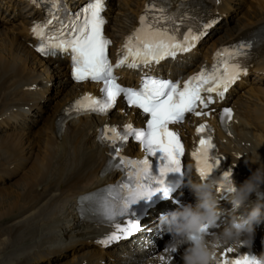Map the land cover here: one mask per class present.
<instances>
[{"label": "bare ground", "instance_id": "obj_1", "mask_svg": "<svg viewBox=\"0 0 264 264\" xmlns=\"http://www.w3.org/2000/svg\"><path fill=\"white\" fill-rule=\"evenodd\" d=\"M22 1L27 2L26 6L32 5L28 0ZM149 1L143 0L141 3L140 0H135L132 4L139 6V12ZM171 1L176 3L178 0ZM201 1L209 8L214 7L212 0ZM230 1L221 0L215 9L221 10L219 15L230 13ZM255 1L256 5H252L251 11H248L250 13L244 15L238 27L228 30L227 37L214 38V33L207 35L206 39L212 41L202 46L206 58L210 51L214 52L222 45H230L243 37L264 32V0ZM138 12L132 24L120 30L119 37L111 34L116 43L122 42L125 34L137 24ZM205 15V22L213 21L211 11H206ZM30 25L32 22L28 20L23 27L27 38L30 37ZM26 39L18 42L16 36L0 29V127L3 124L13 127V130H17L15 124L20 118L35 110L33 106L36 105V111L47 109V105L42 107L41 100L48 99L45 93L52 81L49 73L34 75L35 69L30 64L29 55L23 52L26 48L31 51ZM194 56L197 57L193 55L192 58ZM251 56L250 69L260 82L248 87L246 97H237L235 94L234 99L229 101L236 110L230 126L234 137L225 136L220 129L216 131L221 139L220 147L247 178L256 169L264 173V36H260L254 43ZM52 61L64 73L61 81L66 85L61 86L64 85L62 89L66 92L52 105L54 108L46 119L40 118L42 114L37 116L38 120H44V129L37 132L35 140H29L32 141L30 143L24 142L25 134H17L13 130L0 134V178L3 182H6V174L14 176V169L32 161L23 182L0 192V222H3L0 226V256L3 255L0 257V264H43L61 259L60 264H103L105 257L112 259L113 256L107 250L114 244L105 247L97 241L114 225L103 227L79 217L76 210L82 195L99 191L102 185L115 180V173L102 175L108 164L110 149L98 142L101 128L105 124L120 127L132 116L140 121L143 115L133 109L122 111V107L118 106L108 117L74 118L61 129L59 121L64 111L88 88L93 91L94 85L72 83L67 73V61ZM39 77L46 80L39 81L43 88L32 90L31 85ZM118 112H122L123 117H119ZM195 144V139L188 141V149H192ZM137 148L135 143H129L123 154L143 156ZM188 165L192 166L190 161ZM11 172L12 175L9 174ZM129 214L131 215V211ZM125 220L127 217L116 222L125 224ZM71 253L72 258L69 260L67 257ZM170 256H174L173 262L179 260L176 252L172 254L163 249L154 251L137 264H161Z\"/></svg>", "mask_w": 264, "mask_h": 264}, {"label": "snow or ice", "instance_id": "obj_2", "mask_svg": "<svg viewBox=\"0 0 264 264\" xmlns=\"http://www.w3.org/2000/svg\"><path fill=\"white\" fill-rule=\"evenodd\" d=\"M33 4H47L46 18L36 21L32 34L39 39L37 51L44 56L70 55L72 77L76 82L93 81L102 83V96L97 98L86 93L75 100L70 108L77 114L96 113L107 115L115 108L119 97L123 96L129 107H134L145 115L146 126L137 128L126 123L123 128L105 124L100 130L99 139L108 144L110 152L109 169H121L125 172L123 181L109 185L98 192L81 197V204L88 203L89 209L100 219L114 225L115 230L97 241L105 247L125 239L141 230L138 219L129 218L127 225L116 222L119 217L129 215L132 205L142 199L151 200L157 193L163 197L171 196L167 176L172 172L185 171L182 157L185 146L178 132L170 125L182 123L185 115L192 113L199 117L211 115V112L197 111V106L208 108L213 103L212 96L207 101L202 93H216L221 99L228 89L242 75H247L248 68L240 58L249 55L251 43L244 41L222 47L214 57V64L207 66L183 82L163 79L145 73L139 88L122 86L115 69L128 67L140 69L171 57L178 53L191 51L197 42L207 34L215 21L201 23L199 30L188 26L181 33V26L189 19L186 15L177 16L167 7L158 6L163 0H151L139 19V26L125 39L115 64L109 58V46L112 40L105 35L104 26L107 20L103 16L106 0H88V3L74 14L62 19L60 13L66 12L61 5L65 0H31ZM233 110L224 108L222 122L231 120ZM200 137L191 156L196 162V171L208 181L210 174L220 164V158L213 153L216 144L213 141L211 126L206 122L196 128ZM139 142L146 153L143 159L123 155L122 149L129 139ZM158 152L163 153L159 175L153 174V163L149 158ZM225 171L223 179L212 183L218 185L222 193H234L230 177ZM236 205V202H235ZM82 214L84 209H81ZM210 233L211 225H205ZM234 249L229 247L223 252L218 264H264V259L249 254L233 258ZM163 259V258H162Z\"/></svg>", "mask_w": 264, "mask_h": 264}, {"label": "clouds", "instance_id": "obj_3", "mask_svg": "<svg viewBox=\"0 0 264 264\" xmlns=\"http://www.w3.org/2000/svg\"><path fill=\"white\" fill-rule=\"evenodd\" d=\"M191 171L192 166H189L188 171H184V176L196 203H188L175 211L161 214L160 226L166 228L172 236L164 251L173 254L186 246L183 254L184 264H218L217 249L239 242L242 238L251 240L256 224L264 221V204L258 203L247 214L238 211L239 206L255 190L257 182H264V173L256 169L242 184L234 186L237 212L224 223H220L223 210L217 199L214 184L200 175V179H192ZM205 225L218 227V230L209 233Z\"/></svg>", "mask_w": 264, "mask_h": 264}, {"label": "rangeland", "instance_id": "obj_4", "mask_svg": "<svg viewBox=\"0 0 264 264\" xmlns=\"http://www.w3.org/2000/svg\"><path fill=\"white\" fill-rule=\"evenodd\" d=\"M254 2L256 3V1L254 0ZM251 11V7H250V9H247L246 11L248 12V11ZM247 12H245L244 13V15L247 13ZM248 13H250V12H248ZM243 15V13L242 12H239L238 13V16L234 19V21L235 22H239L238 20H241V18H243V17H245ZM230 25L233 27V25L230 23ZM64 82V81H63ZM63 82H62V84H63ZM65 85V84H64ZM64 85H60V89L58 90V91H60L62 88H64ZM62 87V88H61ZM66 87V86H65ZM64 89H62V91H63ZM53 96H55V98L53 99V100H51V102H49V105L47 106V109H49L48 110V112L47 113H45V116L44 115H41L40 116V118H43L44 117V119H46L47 117H48V114L50 113V110L52 109V105H54L55 104V101L57 100V99H59L60 98V96H56V95H54L53 94ZM51 104V105H50ZM44 111L46 110V109H43ZM47 114V115H46ZM33 116H28V117H25L26 119H24V120H22V123L24 122V124H25V122H26V124L27 125H29L30 124V122L31 123H33V121H32V119L34 118H32ZM36 118V117H35ZM34 118V119H35ZM27 120V121H26ZM40 120V122L41 123H38L37 124V126H35V127H33L32 128V130H31V132H30V136L28 135V133H29V131H28V128H26L25 130H26V132H27V134H25L24 135V139H25V143H30V142H32L33 140H35V138H36V133L37 132H39V131H41L42 129H44V120H41V119H39ZM43 126V127H42ZM0 129H2V130H8L9 132H10V128H3V126L2 127H0ZM17 129V128H16ZM36 129V130H35ZM14 131V133H17V134H22V132L21 131H19V130H13ZM3 132H0V134H2ZM5 133V132H4ZM3 133V134H4ZM43 136V135H42ZM38 137V136H37ZM32 139V141H29V140H31ZM33 155V154H32ZM30 162H32V161H29V162H26V163H24V164H22L20 167H17L16 168V170L14 169L13 171H14V173L13 174H15L14 176H8V174H6L5 175V177H4V179H5V181L6 180H8V181H6V183L5 182H3V179L2 178H0L1 180H0V192H3V190H6V189H11L14 185H17L18 183H20L21 181L23 182L24 180V178L27 176V173H28V170L30 169V167H31V163ZM19 169V170H18ZM12 171V172H13ZM12 172L11 173H9L10 175H12ZM12 177V178H11ZM11 178V179H10ZM1 225H3V222H0V226ZM1 256H3V255H1ZM0 256V257H1ZM72 258V253L69 255V257H67V259H71ZM62 258V257H61ZM0 263H1V261H0ZM60 263H62V259H61V261L60 260H58V261H53V262H46V263H43V264H60Z\"/></svg>", "mask_w": 264, "mask_h": 264}]
</instances>
